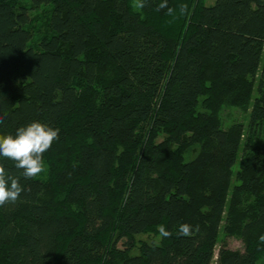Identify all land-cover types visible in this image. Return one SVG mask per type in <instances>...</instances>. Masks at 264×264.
<instances>
[{"label": "trees", "instance_id": "trees-1", "mask_svg": "<svg viewBox=\"0 0 264 264\" xmlns=\"http://www.w3.org/2000/svg\"><path fill=\"white\" fill-rule=\"evenodd\" d=\"M162 2L0 0V135L59 129L34 178L0 157V264H264V0Z\"/></svg>", "mask_w": 264, "mask_h": 264}, {"label": "clouds", "instance_id": "clouds-1", "mask_svg": "<svg viewBox=\"0 0 264 264\" xmlns=\"http://www.w3.org/2000/svg\"><path fill=\"white\" fill-rule=\"evenodd\" d=\"M144 0H139V7H145ZM168 9L171 15L174 9L169 8L167 0L158 4L157 11ZM187 5H181V13L186 12ZM59 139V129H54L47 124L33 121L26 126L19 127L15 134L0 135V157L15 162V167L22 170L26 179L36 177L43 171V154L50 149L55 140ZM23 188L19 179L11 175L3 165H0V207L14 204L20 198ZM160 237L169 238L172 233L163 225L158 226ZM191 225L184 223L179 226L178 235L190 236ZM264 241V235L260 237Z\"/></svg>", "mask_w": 264, "mask_h": 264}, {"label": "rangeland", "instance_id": "rangeland-1", "mask_svg": "<svg viewBox=\"0 0 264 264\" xmlns=\"http://www.w3.org/2000/svg\"><path fill=\"white\" fill-rule=\"evenodd\" d=\"M23 1L26 2L27 4L30 3V0H23ZM215 1L216 0H206V3L213 4ZM48 9H49L48 5H43L39 8H33V7L30 8V14L35 19L34 25H35V28L37 29V31H35V38L41 37V35H43L44 33V22L48 18V13H49ZM250 110H251L250 104L246 109L244 107H236V106L225 107L222 111V117H223V120L225 121V124L228 126L231 125L234 120L242 121L244 122L245 125H247ZM246 130H247V127H246ZM162 138H163L162 136H159L157 140H161ZM44 169H47L46 165H44L43 170ZM237 169H238V166H236L235 170ZM158 238L159 236L155 234L143 233V234H139L136 240L139 244L140 241L152 242V241H157ZM224 241H226L225 243L227 244V246H229L232 249H243L244 247L241 239L237 238L236 236L225 237L223 230H221L220 238L217 244V251L220 245ZM121 244L122 243H120V245ZM135 251H137V249H135L134 252Z\"/></svg>", "mask_w": 264, "mask_h": 264}]
</instances>
